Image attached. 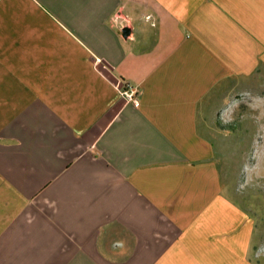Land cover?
<instances>
[{
	"label": "crops",
	"instance_id": "1",
	"mask_svg": "<svg viewBox=\"0 0 264 264\" xmlns=\"http://www.w3.org/2000/svg\"><path fill=\"white\" fill-rule=\"evenodd\" d=\"M263 108L264 0H0V264H264Z\"/></svg>",
	"mask_w": 264,
	"mask_h": 264
},
{
	"label": "rangeland",
	"instance_id": "2",
	"mask_svg": "<svg viewBox=\"0 0 264 264\" xmlns=\"http://www.w3.org/2000/svg\"><path fill=\"white\" fill-rule=\"evenodd\" d=\"M239 114L227 137L229 167L244 170L236 181L239 194L264 219V108L248 111L241 118Z\"/></svg>",
	"mask_w": 264,
	"mask_h": 264
},
{
	"label": "built area",
	"instance_id": "3",
	"mask_svg": "<svg viewBox=\"0 0 264 264\" xmlns=\"http://www.w3.org/2000/svg\"><path fill=\"white\" fill-rule=\"evenodd\" d=\"M118 88L120 90L121 95L125 99L134 102L136 105H139L140 101L136 95V92L133 90V88L128 87L121 83L118 84Z\"/></svg>",
	"mask_w": 264,
	"mask_h": 264
},
{
	"label": "water",
	"instance_id": "4",
	"mask_svg": "<svg viewBox=\"0 0 264 264\" xmlns=\"http://www.w3.org/2000/svg\"><path fill=\"white\" fill-rule=\"evenodd\" d=\"M123 34H124L125 37H128L131 34V29L128 28V27H125L123 29Z\"/></svg>",
	"mask_w": 264,
	"mask_h": 264
}]
</instances>
